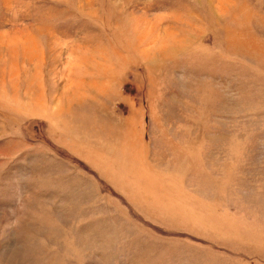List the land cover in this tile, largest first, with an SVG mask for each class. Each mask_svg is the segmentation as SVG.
Here are the masks:
<instances>
[{
	"label": "rangeland",
	"instance_id": "1",
	"mask_svg": "<svg viewBox=\"0 0 264 264\" xmlns=\"http://www.w3.org/2000/svg\"><path fill=\"white\" fill-rule=\"evenodd\" d=\"M0 264H264V0H0Z\"/></svg>",
	"mask_w": 264,
	"mask_h": 264
}]
</instances>
